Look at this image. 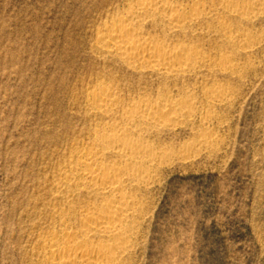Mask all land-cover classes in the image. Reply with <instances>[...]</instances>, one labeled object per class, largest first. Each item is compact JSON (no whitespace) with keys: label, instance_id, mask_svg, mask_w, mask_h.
Masks as SVG:
<instances>
[{"label":"rangeland","instance_id":"374dc122","mask_svg":"<svg viewBox=\"0 0 264 264\" xmlns=\"http://www.w3.org/2000/svg\"><path fill=\"white\" fill-rule=\"evenodd\" d=\"M176 1L205 5L200 23L179 32L159 15L132 30L148 45L190 43L209 57L179 75L99 49L98 33L120 28L113 18L135 0H0V264H45L40 240L64 228L65 202L78 212L101 199L87 187L57 191L71 159L92 146V128L115 122L121 132V116H139L132 105L145 98L192 106L135 135L162 163L148 185L126 190L140 215L125 264H264V0L250 19L221 10L224 0ZM222 53L235 69H221ZM105 89L115 104L100 116L88 93Z\"/></svg>","mask_w":264,"mask_h":264},{"label":"bare ground","instance_id":"6f19581e","mask_svg":"<svg viewBox=\"0 0 264 264\" xmlns=\"http://www.w3.org/2000/svg\"><path fill=\"white\" fill-rule=\"evenodd\" d=\"M261 5V0H224L221 10L239 18L250 19L253 17L252 7ZM205 8L199 2L191 8H183L176 0H135L131 11L113 18L115 23L120 24V28L107 26L98 33L101 44L99 49L104 53L118 55L135 67L147 64V67L166 75L190 73L199 69L209 57L193 49L190 43L148 45L149 41L142 38L141 33L132 30L133 21L162 15L170 30L181 32L191 24L200 23V13ZM209 9L213 10V7ZM222 33L226 39H230L233 29L226 27ZM219 60L221 69H235L234 57L230 54H220ZM112 91L105 89L89 92L90 111L100 116L111 114L110 106L114 102ZM212 95L223 97L226 92L215 88ZM191 106L190 101L145 98L132 105L135 111L140 109L139 116L134 111L121 116L118 121L123 127L121 132L116 133L115 122L102 128H92L88 135L93 140L92 146H82L76 152L79 154L70 163L72 171L65 173L59 185L57 183V191L68 189L74 192L87 187L96 192L94 196H100L101 199H89L88 207L84 206L86 209L78 212L69 201L70 198L65 202L71 212L67 217L61 214L57 218L64 228L53 233L48 241L40 240L39 247L45 252L44 255L47 254L45 264H125L133 247L134 223L140 213L138 198L126 190L128 186L137 188L142 184L148 185L150 170L162 163V156L150 152L143 139L135 135L143 130L168 126L185 117L182 110H189ZM115 154L120 160L116 165ZM111 156V163L99 161L100 158Z\"/></svg>","mask_w":264,"mask_h":264}]
</instances>
